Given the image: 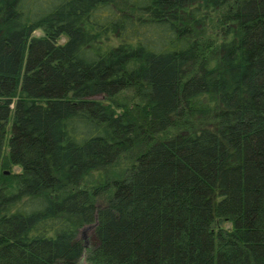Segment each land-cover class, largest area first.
<instances>
[{"label": "trees", "instance_id": "trees-1", "mask_svg": "<svg viewBox=\"0 0 264 264\" xmlns=\"http://www.w3.org/2000/svg\"><path fill=\"white\" fill-rule=\"evenodd\" d=\"M87 226L89 264H264V0H0V264Z\"/></svg>", "mask_w": 264, "mask_h": 264}, {"label": "rangeland", "instance_id": "rangeland-1", "mask_svg": "<svg viewBox=\"0 0 264 264\" xmlns=\"http://www.w3.org/2000/svg\"><path fill=\"white\" fill-rule=\"evenodd\" d=\"M33 35L34 36H40V35H42V31L41 30H35L34 33H33ZM64 41H65V38L63 37L60 42H64ZM97 98H100V97H97ZM10 124H11V122H9V126H10ZM126 165L127 164H123V165L121 164V168L122 167H125ZM19 171H21V168H20V166H17V165H12V166H9L8 168L2 170V172H4L5 174H6V172L9 173V172H19ZM221 225H222V227H228L230 224L228 222H224L223 221V222H221ZM85 233H86V238L85 239L80 236L81 241H82V245H83V248H84V254L78 260L77 264H89L85 260V255H86L85 253H86V251H88L89 249H91L94 246V244H95V240H94V238L92 236V230L89 228V229L86 230Z\"/></svg>", "mask_w": 264, "mask_h": 264}, {"label": "water", "instance_id": "water-1", "mask_svg": "<svg viewBox=\"0 0 264 264\" xmlns=\"http://www.w3.org/2000/svg\"><path fill=\"white\" fill-rule=\"evenodd\" d=\"M6 173H8V172H6ZM89 228L92 230L93 226H87L80 232V235H81L82 238H84V239L86 238V233L85 232ZM92 236H93V234H92Z\"/></svg>", "mask_w": 264, "mask_h": 264}]
</instances>
